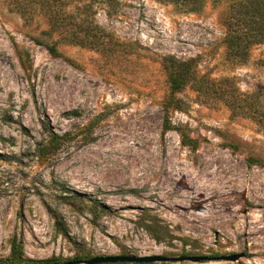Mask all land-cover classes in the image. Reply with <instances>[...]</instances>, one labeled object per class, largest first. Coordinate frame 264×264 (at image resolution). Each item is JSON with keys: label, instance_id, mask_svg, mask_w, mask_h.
<instances>
[{"label": "rangeland", "instance_id": "rangeland-1", "mask_svg": "<svg viewBox=\"0 0 264 264\" xmlns=\"http://www.w3.org/2000/svg\"><path fill=\"white\" fill-rule=\"evenodd\" d=\"M227 11L96 0L104 48L58 42L52 56L32 40L58 41L47 20L27 27L0 0V264L13 238L35 260L264 264V42L227 54ZM168 61L242 111L192 86L167 106ZM53 135L58 149L39 158Z\"/></svg>", "mask_w": 264, "mask_h": 264}, {"label": "trees", "instance_id": "trees-1", "mask_svg": "<svg viewBox=\"0 0 264 264\" xmlns=\"http://www.w3.org/2000/svg\"><path fill=\"white\" fill-rule=\"evenodd\" d=\"M11 8L29 27L38 23L42 18L49 25V30L42 34L51 38L56 35V43H47L34 37L32 40L39 46L45 47L52 56H57L56 44L58 42L89 49H103V30L94 21V3L96 0H8ZM175 4L185 11H201L208 1L228 3V11L225 17L224 46L227 54L241 58L245 56L252 46L264 42V0H162ZM36 23V24H37ZM166 73L170 96L167 106H175L174 94L187 86L195 87L204 96H219L225 104L234 111H242L240 101L226 100V96L216 88L208 86L202 77H198L190 62L179 63L168 61ZM216 96V97H217ZM61 138L53 135L47 145L40 146L37 156L49 157L53 155L60 145ZM130 256V255H124ZM88 254L75 257L70 260L52 256L43 260L27 258L23 254V246L15 238L11 240L10 255L5 262L7 264H74L80 259L89 260Z\"/></svg>", "mask_w": 264, "mask_h": 264}, {"label": "water", "instance_id": "water-1", "mask_svg": "<svg viewBox=\"0 0 264 264\" xmlns=\"http://www.w3.org/2000/svg\"><path fill=\"white\" fill-rule=\"evenodd\" d=\"M238 257L235 256L231 260L234 261ZM205 257H180V258H168L159 255L153 256H96L90 258L86 261H79V264H116V263H126V264H147L156 262H201L206 260Z\"/></svg>", "mask_w": 264, "mask_h": 264}]
</instances>
